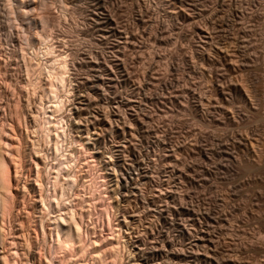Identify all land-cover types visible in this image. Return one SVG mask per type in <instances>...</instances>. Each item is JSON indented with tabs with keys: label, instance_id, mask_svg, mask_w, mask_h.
I'll return each instance as SVG.
<instances>
[{
	"label": "rangeland",
	"instance_id": "1",
	"mask_svg": "<svg viewBox=\"0 0 264 264\" xmlns=\"http://www.w3.org/2000/svg\"><path fill=\"white\" fill-rule=\"evenodd\" d=\"M2 5L0 127L5 125L11 136L4 134L2 140L16 144L17 133L7 128L21 112V120L26 116L29 124L28 153L29 139L38 135L27 104H38L40 91L22 86L25 75L14 54L20 48V21ZM33 7L30 18L37 24L27 31L51 36L49 42L57 49L53 56H64L70 67L60 93L64 146L53 159L69 152V161L76 163L78 156L73 189L86 184L89 189H81L76 198L94 193L95 200L87 197L83 205L89 202L93 211L85 225H95L97 232L87 224L85 240L89 243L92 236L102 256L109 257L110 249L119 252V247L122 264H264V0H48L41 10L36 2ZM41 19L47 20L44 26ZM27 50L29 61L32 50ZM42 58V66L49 67L53 57ZM31 61L30 79L35 82L37 61ZM10 74L15 79L11 84ZM44 100V107L52 105ZM23 175L34 185L32 171ZM17 189L15 215L0 218L2 227L5 223L0 226V264L14 250L17 264H32L39 257L40 229L33 223L29 230V221L40 214L39 191L23 201ZM34 202L36 206L29 205ZM105 237L112 245L106 247ZM86 255L80 262H100Z\"/></svg>",
	"mask_w": 264,
	"mask_h": 264
},
{
	"label": "bare ground",
	"instance_id": "2",
	"mask_svg": "<svg viewBox=\"0 0 264 264\" xmlns=\"http://www.w3.org/2000/svg\"><path fill=\"white\" fill-rule=\"evenodd\" d=\"M2 4H4V7L7 8L9 10V12L7 13H10L13 14V15H16L17 16V20L20 21V25L18 26L19 29L16 28V25H15V29H17V33L21 32L19 37L17 36V38H21L19 41L20 42V48L17 52H15L14 50V54L17 53L18 54V57H20V60L19 63H21V68H22V72H24V86L23 88L26 89V91L30 90L36 94V90L37 92L40 91V95L39 96V101H38V104H36V101L34 100L35 104L36 105H32L31 106V102L30 100L28 101V108H27V111L29 112V114L31 115L30 116V123L32 125H34V128L36 130H34L36 132V135L38 137H34L32 134V136L35 138V140H32L29 139L30 141V147L27 148L29 151L28 153L26 152V150L24 149V145L26 144V139H27V132L26 130L29 128L26 126V116L24 114V120H21V117H22V114L21 112L17 113V116L18 118H15L17 119V122H15V125L12 126V125H9L6 126L8 127L7 128V131L10 132V133H14L13 135H15V133H17V137L14 139V141H16V144L15 145H12V144H9V143H5L3 140H2V137H4V134L7 135V139H9L10 134H7L6 132V129H4V127H0V218L1 220L3 221V218L4 217H12L15 215V210H17L16 206H17V202H16V199H17V193L15 192L14 193V189H17L20 186L18 190L21 189V192L19 193L20 196L22 198L26 197L28 193L30 192H34V194H37L35 193V190L38 189L36 192H38L39 194V200L38 203H40V206H39V210H40V214L39 216H37V219L34 221V219L32 220V218L30 220L32 221H29V230L30 231H33V227L31 228V224L35 225V228L37 229H40L39 231L41 232V248L39 249L38 251V259H34V257H32L34 259V261L32 262V264H76L75 261H79L83 258L84 255H86V252H91V254L93 255L94 259H99V263L98 264H108L111 262V264H118V261H119V264L122 262L121 260V256L119 255V257H117L118 254H120L119 252L121 251L119 249L118 246V251L119 252H115L113 250H107V253L105 251V247H102L104 248V251L102 250L101 252H105L106 254H108V251H112L109 255V257H107L108 255H104L102 256L100 253H97V249L94 247V245H96V241L94 238H92V236H90V241L88 243L86 239V237L84 238V236L86 235L85 233H83V227L87 224L91 225L90 223H86L85 225V217H88L89 218H86L87 221H91L90 219V215H93L89 208V206L87 207V203L86 206L83 205V203H86V200L87 197L88 199H94L93 196H94V193H92L91 195H93L92 197H89L90 194L88 196H82V198H76L79 196L80 194V197H81V189H85L87 188V190L89 189L88 186L86 187V185H81L80 188L78 190H76L74 192L75 188L74 186H76L77 184V178L79 177L78 175H76L75 172H77V169L76 171L74 172V169L77 167L78 164H76L78 162V156H77V161L76 163H71V161H69L68 158L72 157L73 154L69 155L68 153L67 154H61L60 153V157L59 159L57 158L58 157V152L62 150V146H64V144H62V136H63V122L61 120V118L59 117L60 113H63L62 111H64V100L62 101L63 98H60L62 96H60L62 93L61 91L65 90L63 89V84H64V81H66V77L65 75H67V70H70V67L68 68V64H67V60L66 58L63 56L61 57L60 55L59 56H56L55 57L53 56V46L51 44H53V42L50 44L49 42V37L48 34L45 35V31L42 32V34H34V36L32 34H29V32L32 30V27L34 25L37 24V21L30 18V15L32 14L31 13V10L33 7V5L35 4V2L37 3V5L40 7V10L43 8V7H47L48 5V0H2ZM60 2V1H59ZM34 3V4H33ZM1 4V6H3ZM61 4V3H60ZM59 5V4H58ZM0 6V9H2V7ZM42 7V8H41ZM60 7V6H59ZM64 7L63 5L61 6V8ZM69 7V6H68ZM37 8V6H36ZM4 10V11H8V10ZM46 8H44L43 10H45ZM65 9V8H64ZM63 9V10H64ZM3 10H1L2 12ZM3 11V12H4ZM33 12V11H32ZM64 12V11H63ZM5 13V14H7ZM31 13V14H30ZM4 14V13H3ZM32 16V15H31ZM2 17V16H1ZM0 17V18H1ZM5 17V16H4ZM7 17V16H6ZM5 17V18H6ZM9 18V17H8ZM99 18V17H98ZM11 20L14 19L13 17L10 18ZM38 19V18H37ZM40 19V18H39ZM102 19H105V18H102ZM10 20V21H11ZM8 21V22H10ZM44 21L46 22L47 20H40V24H44ZM15 22V21H14ZM13 22V23H14ZM47 23V22H46ZM50 23V22H49ZM39 24V26H40ZM102 24V23H101ZM4 25V24H3ZM7 26L9 24H6ZM12 25V24H11ZM41 25V26H42ZM13 26V25H12ZM44 26V25H43ZM9 27V26H8ZM100 27V26H99ZM10 28V27H9ZM8 28V29H9ZM14 27H12L11 29H13ZM41 28V27H40ZM44 28V27H43ZM42 29V28H41ZM29 30V32L27 31ZM43 30V29H42ZM16 31V30H15ZM8 32H10L8 30ZM14 33V32H13ZM16 33V34H17ZM31 33V32H30ZM10 34H12L10 32ZM3 35V34H2ZM7 37V34H5ZM4 37V36H3ZM2 37V39H4ZM16 37V36H14ZM8 38V37H7ZM6 38V39H7ZM15 39L12 37L8 38L10 40L12 39ZM9 40V41H10ZM50 40H53V39H50ZM5 41V39H4ZM40 43L39 45L36 44V42ZM11 42V41H10ZM14 42V41H12ZM17 42V41H15ZM1 43H2V40H1ZM9 43V42H8ZM36 44L38 45V47H36L35 45L33 44ZM7 44V42H6ZM10 44V43H9ZM14 44V43H13ZM18 44V43H16ZM4 45V44H3ZM2 45V46H3ZM12 45V43H11ZM1 46V44H0ZM1 46V47H2ZM8 46V45H7ZM6 46V47H7ZM13 46V45H12ZM11 46V47H12ZM15 46V45H14ZM0 47V48H1ZM4 47V46H3ZM10 47V45H9ZM15 48V47H14ZM27 48L31 49V55H30V60L28 61V50ZM2 49V48H1ZM4 49V48H3ZM11 52H12V48H10ZM17 49V48H15ZM6 50V49H5ZM9 50V49H7ZM27 50V52H26ZM55 52H56V48H54ZM2 51V50H1ZM0 51V52H1ZM7 52V51H6ZM7 54H13V53H7ZM13 54V55H14ZM58 54V53H57ZM61 54V53H60ZM13 55H11L13 57ZM16 55V54H15ZM52 56V62L50 64V66H42L41 64V58L43 56ZM64 55V54H63ZM8 56V55H7ZM68 56V55H67ZM9 57V56H8ZM17 57V58H18ZM51 58V57H50ZM68 58V57H67ZM11 59V58H10ZM16 59V58H15ZM14 59V60H15ZM43 59V58H42ZM14 60H13V65H14ZM17 60V59H16ZM31 60H36L37 63H36V69H37V80L35 82H33L31 79H30V74L32 72V65L30 63ZM12 61V60H11ZM69 61V60H68ZM10 61H8L9 63ZM18 62V61H17ZM16 62V63H17ZM32 62V61H31ZM7 62L5 63V70L7 71H10V64H8ZM33 63V62H32ZM69 63V62H68ZM45 64V63H44ZM43 64V65H44ZM1 65V63H0ZM20 65V64H19ZM2 66V65H1ZM19 67V66H18ZM19 67V68H20ZM13 68V66H12ZM11 68V70H12ZM17 68V65L15 67V69ZM34 68V67H33ZM1 69V67H0ZM18 69V68H17ZM16 69V70H17ZM6 71V73H7ZM21 71V69H20ZM12 73L14 72V75H15V70H12L11 71ZM18 72V71H17ZM35 72V71H34ZM9 74V73H7ZM6 76V74L4 75ZM8 76V75H7ZM21 76V75H20ZM23 77V76H22ZM69 77V76H68ZM16 78V77H14ZM7 80V78H5ZM18 79V77L16 78ZM15 79H13V75L10 74V81L8 80L9 84H11V82L13 83ZM22 80V78H21ZM18 81V80H17ZM20 82V81H19ZM23 83V81L21 82ZM8 84V86H9ZM15 84V85H14ZM13 85L16 86V82L14 83ZM20 83H18V87H21L19 85ZM16 86V87H17ZM98 86V85H97ZM11 87V86H10ZM22 88V87H21ZM65 88V87H64ZM1 89V88H0ZM63 89V90H62ZM19 90V89H18ZM22 90V89H21ZM13 91V90H12ZM15 92V91H14ZM17 92V91H16ZM18 92H21V91H18ZM1 93V91H0ZM25 93V92H24ZM61 93V94H60ZM64 93V92H63ZM23 94V93H22ZM2 95V93L0 94ZM25 95V94H24ZM27 95V93H26ZM29 95V93H28ZM32 95V94H31ZM29 95V96H31ZM34 95V94H33ZM28 96V97H29ZM36 96V95H35ZM35 96H32V97H35ZM26 97V96H25ZM24 97V98H25ZM37 98V96L35 97ZM2 99V98H1ZM27 99V98H26ZM29 99V98H28ZM34 99V98H33ZM38 99V98H37ZM36 99V100H37ZM44 99H48V100H52V105L48 106V107H44L43 106V101H45ZM32 101V100H31ZM48 102V101H47ZM16 103V108H19V105H18V101L15 102ZM14 103V104H15ZM43 103V104H42ZM51 104V103H50ZM13 105V104H12ZM46 105V104H45ZM2 106V105H1ZM2 108V107H0ZM5 109V108H4ZM72 109V108H71ZM50 113V115H49ZM16 115V114H15ZM52 115V117H50ZM56 115V116H54ZM58 115V117H57ZM12 121V120H11ZM3 124V123H1ZM0 124V125H1ZM13 124V123H12ZM24 125V129H20V127H23ZM31 125V126H32ZM3 126V125H2ZM33 127V126H32ZM33 128V129H34ZM26 129V130H25ZM29 131V129H28ZM34 132V133H35ZM32 133V132H31ZM28 135H30L28 133ZM29 138V137H28ZM12 139V138H10ZM12 139V140H13ZM37 139V140H36ZM28 140V139H27ZM76 142L77 144V141L76 139L73 140ZM7 142V141H6ZM15 143V142H14ZM29 143V142H28ZM80 144V142H78ZM71 144V143H70ZM2 145V147H1ZM29 145V144H28ZM72 145V144H71ZM75 145V144H73ZM78 146V145H77ZM82 145L80 144L79 147H81ZM26 147L27 144H26ZM83 147V146H82ZM81 147V148H82ZM80 148V150H81ZM86 148V147H85ZM2 149V150H1ZM64 149V147H63ZM78 149V148H77ZM84 149V148H83ZM82 149V151H84ZM66 150V149H65ZM60 151V152H61ZM68 151V150H67ZM89 151V150H87ZM87 151H84V152H87ZM78 152H81L78 150ZM88 153V152H87ZM52 154V155H51ZM53 154L57 155V157H55L53 159ZM90 154V152H89ZM88 154V156H89ZM75 156V155H74ZM87 156V157H88ZM91 156V155H90ZM89 156V157H90ZM29 157L32 162V164H28V162L30 163V161L26 160V158ZM86 157V158H87ZM92 157V156H91ZM93 158V157H92ZM90 158V159H92ZM58 159V160H57ZM72 159V158H71ZM85 159V158H84ZM95 159V158H94ZM55 163H54V161ZM74 160V159H73ZM86 160V159H85ZM84 160V161H85ZM93 160V159H92ZM93 162V161H92ZM95 162V161H94ZM89 163V162H88ZM91 163V161H90ZM89 163V164H90ZM75 164H76V167H75ZM89 166V165H88ZM95 166V165H94ZM13 170V171H12ZM24 170H30V172L32 171L33 173V177L31 178V180L33 179V184L31 186V184L27 183V180L28 179H25V175H23V172ZM12 172H14V175L12 174ZM29 173V172H26V174ZM32 175V174H31ZM80 175V174H79ZM30 176V175H29ZM28 176V177H29ZM23 177H24V181H23ZM30 178V177H29ZM42 179H46V188L47 190L45 191L46 192V198L44 199L41 195L42 191H44L45 187H43V180ZM29 180V181H31ZM96 181V180H95ZM98 182V181H97ZM97 182L95 185H97ZM44 184H45V181H44ZM85 184V183H83ZM90 184V183H89ZM88 184V185H89ZM94 185V186H95ZM79 187V186H78ZM92 187V186H91ZM94 190L93 192L95 191V194H96V190H95V187H93ZM99 188V187H98ZM97 188V189H98ZM91 191V190H90ZM77 192V194H76ZM84 192H86V190H84ZM87 193V192H86ZM85 194V193H84ZM88 194V193H87ZM26 195V196H25ZM43 195H44V192H43ZM78 195V196H77ZM86 195V194H85ZM100 195V194H99ZM30 197V196H29ZM45 197V196H44ZM96 197V196H95ZM25 199V198H24ZM30 199V198H28ZM32 200H35V197L34 199ZM85 200V202H84ZM95 200V199H94ZM97 200V199H96ZM22 201V200H21ZM23 201H26L23 200ZM22 201V202H23ZM36 201V202H37ZM87 201H90V200H87ZM31 202V200L29 201ZM92 203V202H90ZM95 202H93L94 204ZM25 204V203H24ZM31 204H34L35 205V202L34 203H30L29 205ZM37 204V203H36ZM96 204V203H95ZM94 204V205H95ZM99 204V203H98ZM21 205V204H20ZM33 205V206H34ZM83 205V206H82ZM93 205V206H94ZM28 206V205H27ZM36 206V205H35ZM97 206V205H96ZM107 206V205H106ZM86 207V208H85ZM91 207V205H90ZM95 207V206H94ZM92 207L93 210H95V208ZM101 207V205H100ZM19 208V207H18ZM34 208V207H33ZM36 209V208H35ZM97 210V209H96ZM103 210V212H106V215L108 214L106 210L101 209ZM100 210V211H101ZM36 211V210H35ZM17 212V211H16ZM25 212V211H24ZM102 212V211H101ZM99 212V213H101ZM19 214H21L19 211H18ZM30 214V212L28 213ZM37 214V213H35ZM102 214V213H101ZM105 214V213H104ZM34 215V213H33ZM19 216V215H17ZM30 216V215H29ZM29 216L27 215V217L29 218ZM31 217H32V213H31ZM28 218H27V222H28ZM93 218V216H92ZM5 220V219H4ZM10 220V219H9ZM14 220V219H13ZM16 220V219H15ZM18 221H20L18 219ZM86 221V222H87ZM10 221H8L9 223ZM15 222V221H14ZM3 227L5 225V223L3 224V222H1ZM14 224V223H13ZM19 224V222L17 223V225ZM23 224V223H22ZM21 226H25V225H22ZM88 225V226H89ZM94 225V224H93ZM103 225V224H102ZM1 226V225H0ZM13 226V225H12ZM95 226V225H94ZM92 226V227H94ZM99 226V225H98ZM213 226V225H212ZM2 227V226H1ZM0 227V238L1 240H3L2 238L4 237L3 235V231ZM2 227V228H3ZM15 227V226H13ZM96 227V226H95ZM94 227L95 231L97 232L96 228ZM10 228V226H9ZM16 228V227H15ZM23 228V227H20V229ZM28 228V226H27ZM25 229V228H24ZM48 229V231H47ZM88 229V228H86ZM4 230V229H3ZM14 230V229H13ZM22 230V229H21ZM89 230V229H88ZM93 230V229H92ZM5 231H8L7 229ZM11 231V230H10ZM17 231V230H15ZM35 231V230H34ZM87 231V230H85ZM90 231V230H89ZM95 231H92L91 233L95 232ZM9 232V231H8ZM36 232V231H35ZM12 232H10V235H11ZM16 233V232H15ZM14 233V234H15ZM22 233V232H21ZM20 233V234H21ZM30 233V232H29ZM90 233V232H89ZM90 233V234H91ZM19 234V233H17ZM26 234V232L24 233V235ZM33 234V233H32ZM85 234V235H84ZM114 234V233H112ZM6 235V234H5ZM16 235V234H15ZM23 235V234H22ZM24 235L22 237H24ZM28 235V234H27ZM93 235V234H91ZM96 235V234H94ZM9 236V235H8ZM7 236V237H8ZM14 236V235H13ZM30 236V235H29ZM27 236V237H29ZM32 236V235H31ZM30 236V237H31ZM98 236V235H97ZM113 236V235H112ZM111 236V237H112ZM15 237H18V236H15ZM15 237H11L13 239H15ZM20 237V236H19ZM29 237V241L27 242V240H25V238H23L27 243V247L31 245L32 241L30 240L31 238ZM37 237V236H35ZM95 237V236H94ZM102 237V236H101ZM104 237V236H103ZM119 237V236H118ZM9 238V239H11ZM106 238V237H105ZM105 238H104V241L103 243L105 244ZM114 238V237H112ZM21 239V238H20ZM33 240H35L33 237H32ZM88 239V238H87ZM99 239V238H98ZM97 239V241H98ZM108 239V243H106V247L109 246L110 244L112 245V242H110L112 239L109 237L106 238ZM120 239V238H118ZM12 240V239H11ZM22 240V239H21ZM23 240V241H24ZM121 240V239H120ZM14 241V240H12ZM38 241V239H37ZM88 243V245L86 244V242ZM102 241V240H101ZM115 241V240H113ZM117 241V240H116ZM9 242V241H8ZM20 242V241H19ZM19 242H17L19 244ZM25 242V243H26ZM7 243V242H6ZM14 243V242H13ZM11 243L12 245H15V243L13 244ZM36 243V240L35 242ZM39 243V241H38ZM40 243L38 244V246H40ZM102 242L100 243H97V245L101 244ZM102 243V244H103ZM2 244V243H1ZM10 244V242L8 243ZM20 245V244H19ZM24 245V244H23ZM104 245V246H105ZM114 245H118V243L116 242V244ZM120 245V244H119ZM3 246V245H2ZM8 246V245H7ZM22 246V245H21ZM20 246V247H21ZM37 246V244H36ZM35 246V247H36ZM102 246V245H100ZM99 246V247H100ZM19 248V246H16ZM15 246H12L11 248H16ZM23 247V246H22ZM26 247V248H27ZM79 248L76 253L75 249ZM98 247V246H96ZM114 247V246H113ZM113 247H110V248H113ZM113 248L114 250L117 249V248ZM5 248V247H4ZM10 248V249H11ZM32 248V247H31ZM101 248V249H102ZM9 249V248H8ZM7 249V250H8ZM22 249V248H21ZM109 249V248H108ZM6 250V251H7ZM23 250V249H22ZM21 250V251H22ZM28 251V249H26ZM34 250V249H33ZM5 251V253H7ZM10 251V250H9ZM17 251V250H16ZM15 250L13 252H8L9 255L5 256L3 258V262L4 264H17V261H19L18 259V253L16 252ZM32 252V249L29 250ZM34 252V251H33ZM25 253V252H24ZM4 254V252H3ZM21 254V253H20ZM31 254V253H30ZM90 254V255H91ZM23 255V253L21 254ZM26 255V253L24 254ZM23 255V256H24ZM87 255H89L87 253ZM86 255V256H87ZM89 255V256H90ZM4 256V255H3ZM2 256V257H3ZM35 256V254H34ZM22 257V256H21ZM26 257V256H25ZM23 258L24 259H27V258ZM88 257V256H87ZM93 257L91 256V258L93 259ZM107 257V258H106ZM18 258V259H17ZM85 258V257H84ZM83 258V259H84ZM121 260H120V259ZM17 259V261H16ZM29 259V258H28ZM89 259V258H88ZM95 259V260H96ZM110 259V260H108ZM2 260V259H1ZM87 260V258H86ZM134 259H132L131 262H133ZM22 261V260H20ZM30 261V260H29ZM77 261V263H78ZM91 261V259H90ZM97 261H94L92 262L91 264H97L96 263ZM21 264L23 263L20 262ZM18 263V264H20ZM26 263V262H25ZM29 263V262H27ZM31 264V262L29 263ZM79 264H87L85 263V260L82 262H80ZM88 264H90V262L88 261ZM122 264V263H121ZM133 264V263H132ZM137 264V263H136Z\"/></svg>",
	"mask_w": 264,
	"mask_h": 264
}]
</instances>
